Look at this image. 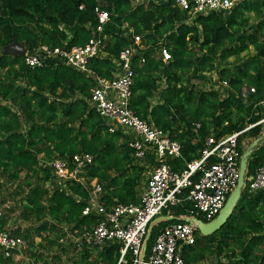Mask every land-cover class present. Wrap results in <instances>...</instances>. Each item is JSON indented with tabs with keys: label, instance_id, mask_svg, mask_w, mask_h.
Here are the masks:
<instances>
[{
	"label": "trees",
	"instance_id": "16d2710c",
	"mask_svg": "<svg viewBox=\"0 0 264 264\" xmlns=\"http://www.w3.org/2000/svg\"><path fill=\"white\" fill-rule=\"evenodd\" d=\"M95 6L108 20L102 54L88 61V76L60 63L27 67L23 55L0 53V205L14 203L1 208L0 231L24 239V254L41 264H46L43 252H30L34 246L51 249L54 264H66L63 257L71 255L78 257L69 264H114L118 258V242H106L100 250L84 245L82 235L96 216L81 215V209L91 181L100 187L97 201L107 208L137 202L144 174L155 163L149 152L135 158L127 146L130 136L121 129L109 133L89 99L93 76L116 74L117 54L133 36L141 48L135 47L130 60V108L179 143V156L165 159L170 170L180 172L199 158L205 138L217 139L264 117L258 106L264 99V0H239L227 11L193 17L172 0H0V50L12 39L27 53L40 46L82 45L96 24ZM160 47L169 60L161 59ZM262 127L237 136L240 155L246 150L240 148L242 139L256 140L247 147L245 178L263 160ZM80 153L92 161L75 179L54 175L52 160H64L71 169V157ZM189 208L190 202L181 200L163 211L151 226L144 255L158 231L182 221ZM14 209L29 226L5 227ZM263 247L264 190L248 191L245 179L227 220L209 235L196 231L181 255L184 264H264ZM90 250L96 252L91 261ZM206 258L211 260L204 263ZM125 260L129 264L127 252ZM0 264H12L11 257L0 253Z\"/></svg>",
	"mask_w": 264,
	"mask_h": 264
},
{
	"label": "built area",
	"instance_id": "2783aa9c",
	"mask_svg": "<svg viewBox=\"0 0 264 264\" xmlns=\"http://www.w3.org/2000/svg\"><path fill=\"white\" fill-rule=\"evenodd\" d=\"M238 1L172 0L175 7L186 11L190 17L196 14L224 12ZM78 8L81 9V6ZM93 14L96 24L90 29L91 36L84 44L70 48L40 46L29 53L25 52L23 64L34 67L60 63L88 76L91 73L88 70V61L102 54L105 40L102 30L108 20L107 13L99 6L93 8ZM124 26L125 24H122V27ZM135 47L141 48L138 36H133L132 44L117 54V72L112 77L93 76L94 86L90 90L89 99L95 112L108 122L109 133L121 129L130 136L127 146L132 149L134 157L141 159L149 152L152 153L155 163L150 168L135 203H116L107 208L97 201L99 185L94 181L89 183V199L81 209V215L92 213L96 219L90 230L82 235L84 245L90 249L100 250L106 242H118L119 255L114 264H126V252L129 253V264H184L182 249L194 243L195 224L178 221L164 226L155 235L146 255L143 254L142 261H139L141 243L147 227L153 219L162 217L163 211H168L181 200L190 202L185 218H195L202 223L214 218L237 178L240 157L236 144L237 136L255 125L264 124V117L239 131L217 139L205 138L199 158L186 163L180 172L170 170L165 159L179 156V143L170 139L165 132L140 119L130 108L133 77L130 60ZM158 52L163 61L169 60V53L164 47H160ZM258 106L264 108V99L258 102ZM207 159H211L212 162L207 163ZM91 161V155L80 153L71 157V169L64 160L54 159L49 165L57 178L75 179L76 174ZM246 189L264 190V150L262 162L246 180ZM198 216L202 220L198 219ZM66 237L69 236L66 235L58 241L63 242ZM25 247L26 243L20 236L13 235L8 230L0 231V253L3 257L12 258Z\"/></svg>",
	"mask_w": 264,
	"mask_h": 264
},
{
	"label": "water",
	"instance_id": "95a60500",
	"mask_svg": "<svg viewBox=\"0 0 264 264\" xmlns=\"http://www.w3.org/2000/svg\"><path fill=\"white\" fill-rule=\"evenodd\" d=\"M26 52L24 45L22 42H17L15 39H12L11 43L3 46L0 50V53L2 55L9 54L11 56H18V55H24ZM256 143V140L253 141V145ZM252 145V146H253ZM250 154V149H246L241 154L239 161H238V172H237V178L235 181L234 187L231 189L229 194L227 195L225 202L223 203L222 207L217 212L216 216L212 218L210 221L206 223H202L201 221L195 219V218H183L182 221L186 222H193L196 227V231L202 235L206 236L220 228V226L227 220V218L230 216V213L235 205L236 200L238 199L240 195V191L243 186V176L246 166V159L248 155ZM163 217H157L153 219L151 224L147 227V231L143 237L142 243H141V253L139 256V261H142L144 251L146 249V243L148 240L149 232L151 229V226L153 223H155L157 220L161 219ZM164 219L169 220L170 217H164Z\"/></svg>",
	"mask_w": 264,
	"mask_h": 264
},
{
	"label": "rangeland",
	"instance_id": "374dc122",
	"mask_svg": "<svg viewBox=\"0 0 264 264\" xmlns=\"http://www.w3.org/2000/svg\"><path fill=\"white\" fill-rule=\"evenodd\" d=\"M254 18L255 17L251 16L250 17V20L252 21V20H254ZM231 60L232 59H229L228 61H231ZM189 82L192 83V84H196L195 83L196 81H189ZM263 126H264V124H263ZM262 130H264V127L262 128ZM41 162L46 163L47 161H42L41 160ZM149 171L146 174H144V179H143L142 186L145 184L144 182H145V180L147 178V175H148ZM20 177H21V175H20ZM1 193L4 194V190ZM13 205H14V203H12L10 200L9 201H6L2 206L0 205V211H1V208H5V207H8V206L13 208ZM5 222H6L5 223L6 224L5 227L8 228V229L13 228L16 225L17 226H20V227H27V226H29V222L28 221H23V220H21L18 217L17 211L15 209H14V211L11 214H8V217L6 218V221ZM42 237L43 236L34 237V241L37 242V241L41 240ZM40 246H43V244L41 243ZM46 249L47 248L39 249L38 246H34L32 249H30V252L37 251V250L39 251L40 250V252H43V260H44V262L46 264H54V262L51 261L50 258H49V255L52 252V250L51 249H47L46 250ZM25 250H26V248L24 250H22L20 253L15 254L11 258L12 259V264H41L40 261H36V260H34V258H31L29 256V253L24 254V251ZM71 256H72L71 259H67V257H63V260H64V262H66V264L67 263L69 264L72 260H74V259H76L78 257V255H71ZM92 259L93 260L96 259V252L94 250H90V260L89 261H91ZM210 260L211 259L206 258V260H204L203 262L206 263V262H208Z\"/></svg>",
	"mask_w": 264,
	"mask_h": 264
},
{
	"label": "crops",
	"instance_id": "0c3cea01",
	"mask_svg": "<svg viewBox=\"0 0 264 264\" xmlns=\"http://www.w3.org/2000/svg\"><path fill=\"white\" fill-rule=\"evenodd\" d=\"M253 141L255 140H252L251 139H242L241 142H240V148L243 150V149H247L248 146H252L253 145ZM250 142V143H249ZM241 156V155H240ZM240 158V157H239ZM245 176V175H244ZM243 176V183H244V180L248 177H250L251 175L247 176L246 178ZM245 178V179H244ZM144 186V185H143ZM143 188V187H142Z\"/></svg>",
	"mask_w": 264,
	"mask_h": 264
}]
</instances>
